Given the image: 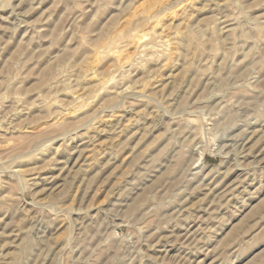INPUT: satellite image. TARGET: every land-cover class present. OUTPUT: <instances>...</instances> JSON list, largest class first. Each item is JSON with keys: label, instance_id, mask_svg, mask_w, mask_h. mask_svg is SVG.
I'll return each instance as SVG.
<instances>
[{"label": "rangeland", "instance_id": "obj_1", "mask_svg": "<svg viewBox=\"0 0 264 264\" xmlns=\"http://www.w3.org/2000/svg\"><path fill=\"white\" fill-rule=\"evenodd\" d=\"M0 264H264V0H0Z\"/></svg>", "mask_w": 264, "mask_h": 264}, {"label": "bare ground", "instance_id": "obj_2", "mask_svg": "<svg viewBox=\"0 0 264 264\" xmlns=\"http://www.w3.org/2000/svg\"><path fill=\"white\" fill-rule=\"evenodd\" d=\"M143 36H144V34H143V35H140L138 39H139V40L142 39ZM138 39H137V40H138ZM43 180H44V179H43Z\"/></svg>", "mask_w": 264, "mask_h": 264}]
</instances>
